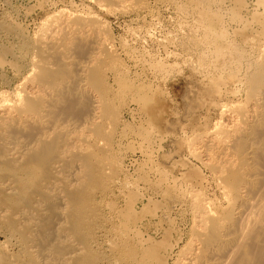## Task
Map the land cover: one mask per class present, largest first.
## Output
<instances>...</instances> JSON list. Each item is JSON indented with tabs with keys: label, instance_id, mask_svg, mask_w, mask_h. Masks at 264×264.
Returning <instances> with one entry per match:
<instances>
[{
	"label": "bare ground",
	"instance_id": "bare-ground-1",
	"mask_svg": "<svg viewBox=\"0 0 264 264\" xmlns=\"http://www.w3.org/2000/svg\"><path fill=\"white\" fill-rule=\"evenodd\" d=\"M252 1L259 10L246 0L182 3L201 25L191 39L201 65L184 78V122L164 123L204 174L176 172L189 161L169 174L121 168L124 129L143 151L164 139L122 115L152 121L158 110L148 85H129L96 17L55 11L33 38L0 17V64L8 58L21 76L0 89V264H264V0ZM14 38L18 55L2 42Z\"/></svg>",
	"mask_w": 264,
	"mask_h": 264
},
{
	"label": "rangeland",
	"instance_id": "rangeland-1",
	"mask_svg": "<svg viewBox=\"0 0 264 264\" xmlns=\"http://www.w3.org/2000/svg\"><path fill=\"white\" fill-rule=\"evenodd\" d=\"M94 1L95 0H0V17L4 15L9 21H13L14 23H17V25H21V30L24 36L29 38H33L34 35L36 36L37 33L39 32L37 30L40 29L39 23L41 22L42 18L46 14L55 13V11L56 12L80 11L79 13L81 14H91L92 16L96 17L100 21V25L102 24L101 25L102 27L104 25L103 28L100 26L103 29L100 30L102 31V33L103 32L105 33L106 31L105 33L106 37L109 38L112 48L118 54L117 56L120 64L118 68L120 70L126 69L129 72V76L131 75L130 78L131 79L133 78L132 79L133 82L132 81L129 82L131 79L128 78L129 80L126 81V83L129 82V85H133V86H138L139 84L142 83H143L142 85L144 86L148 85L146 86L149 87L147 88L148 90L147 96L154 94L153 96L151 95L150 98H153V101L156 102L155 109L158 110V112L156 111L157 115L155 112L154 115L156 116L154 115L152 116V121H149V119L147 118H146L147 120H145V117H142V114L136 115V117L132 116L133 118L129 116L127 113L124 114L122 112L123 113L122 115L124 116L125 120H127V123L130 121L128 124L132 123L130 124L132 129L136 128L139 125L144 128L147 127L149 128L151 126L148 129L150 130V134L152 132L151 134L152 136L150 137L156 139L163 137L162 139H164L160 144L161 146L158 147V145L157 146L153 145L150 148L143 151L142 149L144 147L139 146L142 145L140 144L141 142L140 139H138L137 136L135 135L133 136V134H130L129 131H126L127 133H125L124 127H121L120 129L122 128L124 129V131L122 130L121 131L124 132L125 135L123 134V138L121 140L122 143L120 144V147H118L119 149L115 150L116 152H118V154L121 152L119 155L122 154V156L125 158V159L123 158L122 162L119 163L121 168H123L124 170L127 169L125 171H127L129 174L131 173L130 176H132V174L139 172L140 167H142V169L144 170H146L147 168L149 169L151 167L150 169L152 170L153 166L155 165L154 167H156L157 169L160 168L159 169L160 171L161 169L168 170L167 173L165 170L163 172L169 174L168 172L171 170V165L174 166V162H176V164H180L189 161L187 167L185 166L186 168L180 167L181 168L180 169L178 167L175 169L177 170L176 172H178L179 170L182 171L185 170V172L186 171L191 173L198 172L199 174H204L201 173V169L200 167H198L199 165L196 162L190 161L188 160L186 155L184 156L183 154L178 153L179 152L178 148L181 143L180 132L175 130H173L174 131L173 132L170 130V128H166L168 127L166 126L168 121L172 122L178 119L176 123L178 124L181 120L180 119L181 117L182 120L185 118V116L183 115L186 112L184 107L186 105L188 106V102L186 101L184 95L185 87H186L184 84L185 83L184 78L189 73V70L191 69L194 70L195 67L196 69H199V67L197 66L201 65V63L200 64L198 63L201 61H199L197 58L199 53H196V51L197 50L199 51L200 49L197 48L198 46L197 47L195 46L196 44L194 41L195 39L193 40L195 43L194 46L192 45L193 42H191V39H193L194 37L196 38V42H197V38L198 40H200L198 37L199 35L198 33L199 32L201 33L202 31L201 28L199 29L201 25L196 21L194 23V19L196 20V18H194L196 12H194L193 14V12H189L190 10L189 11L183 10L184 8L182 5L183 0L181 1L170 0V2H168V0H137V1L123 0L124 4L120 6L121 8L119 7L120 4L117 6L115 4L113 5V3L111 4L102 3L103 4L102 5L101 3L99 2L97 3L96 1L95 2ZM225 1L230 2V0L228 1L225 0ZM197 4L199 5V3ZM197 6L196 9H193L191 11H199L201 8H202L201 10L202 12L203 10H205L202 7V5L198 7ZM254 7L255 9L259 10L258 7L256 8V6H254V1L246 0V9H247V10L245 9L246 11H252ZM185 13H187V15ZM223 15L224 13L222 14V16ZM222 16L221 18L223 19V21L227 22V17H225L226 15H224L223 17ZM195 24L200 26L197 27ZM224 25L226 27H229L227 23ZM240 30L243 29L240 28ZM193 31L194 32L196 31L197 34L196 35L193 34ZM228 31L231 30L229 29ZM17 41L18 40L16 38L2 40L3 43H6L8 45L12 44L11 46L14 47L13 51L15 54L17 53L20 54L19 52L20 50H18L19 44L17 43ZM15 45H17V47H15ZM16 49L18 52L16 51ZM29 58L30 57L22 58V63L25 64L26 68H29L28 65ZM7 59L4 61L5 63L7 62ZM5 63L2 64V66L0 64L1 66L0 74H2L3 76L4 75L7 76V79L10 80V86L4 88L5 86L2 84V81L0 79V89L10 91L15 86L19 85L21 81L19 79H21V76L19 77V79L12 78L14 77V75L12 71H10L11 69L7 65L8 62L6 64ZM161 65L163 66L161 67ZM165 66L166 68H163ZM160 67L162 68V70L166 69L164 73L162 70H158L161 69ZM157 71H162L160 72L161 74L162 73L165 74V72H167L165 74L166 76L163 74H162L163 76H161L160 74L156 73ZM133 73L135 76L133 75ZM23 74L25 75L26 73L24 72L22 73V75ZM108 82L110 84H113L111 79H109ZM115 86L116 84H113L114 91L115 88L117 89V86L116 87ZM146 98L149 99V97ZM119 101H122V99L121 100L119 99ZM183 102H185L186 104ZM149 105L150 104L147 103V106ZM187 106L186 109L188 108ZM133 107L134 106H130L129 108L134 109ZM164 119L166 121H164ZM138 120L140 121L138 122ZM143 121L146 123V125L144 124ZM161 122L165 125V127L161 124ZM164 122L167 123L165 124ZM124 137L126 138L124 139ZM133 140L135 142H132ZM129 142L132 143L130 144ZM136 144L138 146H136ZM129 145L131 146V148H133V150L130 147H128ZM154 149L156 150V152ZM145 152L149 154H146ZM142 159H144L145 161ZM175 170H173L172 172L174 175L176 174V172H174ZM140 185L142 186V184ZM194 187L199 188V186L196 185ZM208 190H210V188H208ZM140 192L143 193L142 190H140ZM208 192L207 194L211 195V193L209 194ZM164 228H166L165 225H163V229ZM155 232L156 231L154 229L150 230V234L152 236L155 234L153 237L158 239L160 237V235H158L159 232L156 233Z\"/></svg>",
	"mask_w": 264,
	"mask_h": 264
}]
</instances>
